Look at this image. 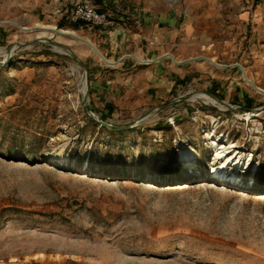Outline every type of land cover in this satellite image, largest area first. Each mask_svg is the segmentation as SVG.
Returning a JSON list of instances; mask_svg holds the SVG:
<instances>
[{
    "label": "rangeland",
    "instance_id": "1",
    "mask_svg": "<svg viewBox=\"0 0 264 264\" xmlns=\"http://www.w3.org/2000/svg\"><path fill=\"white\" fill-rule=\"evenodd\" d=\"M109 1L120 14L161 6L212 18L199 26L208 38L194 55L208 78L162 101L146 95L152 101L144 106L130 94L112 109L94 108L90 67L111 66L68 36L20 28L73 31L110 60L92 26L54 13L53 0L36 11L2 4L0 264H264V93L238 68H216V92L206 60L243 63L264 89L262 38L239 20L228 25L225 10L239 17L262 0ZM196 93L225 108L192 101ZM215 140L243 165L218 174ZM182 152L193 159L184 161Z\"/></svg>",
    "mask_w": 264,
    "mask_h": 264
},
{
    "label": "crops",
    "instance_id": "2",
    "mask_svg": "<svg viewBox=\"0 0 264 264\" xmlns=\"http://www.w3.org/2000/svg\"><path fill=\"white\" fill-rule=\"evenodd\" d=\"M44 1L47 0H0V7L3 4L8 11L16 12L23 8L36 11L38 6L42 7ZM53 2L55 9L53 12L70 20L69 5L63 3V0ZM114 3L116 5V2ZM102 4L101 9L97 8L99 12L107 15V24L89 29L94 31L91 32L92 38L113 65L103 67L96 63L93 65L95 67H90V94L94 108L112 109L114 102L127 100L130 94L138 95L135 101L137 107L144 106L150 100L146 95L150 94L155 102L162 101L178 95L189 85L208 78L201 73L205 67L198 63V58L194 55L201 50L205 39L208 38L199 26L203 21L213 22L212 18L192 16L193 8L182 11L161 6L140 9L131 6L120 14L119 8H109L112 4L109 0H103ZM225 10L228 13V25L239 20L243 25L253 27L254 36L262 38L260 53L263 54L264 0L253 9L245 8L239 13V17L234 12L235 8L227 7ZM124 14L129 16L126 17ZM131 20L134 21L133 24L130 23ZM219 21L220 19H216V23ZM133 25L135 28H132ZM123 52L135 55L128 56L133 61L122 60L119 55ZM207 60L212 61H209L211 67H208V70H211V82L215 84L213 88L217 90L216 92H220L222 87L213 78L216 68L232 70L238 68L247 82V70L243 63L219 66L214 59ZM233 84L235 79L231 86Z\"/></svg>",
    "mask_w": 264,
    "mask_h": 264
},
{
    "label": "bare ground",
    "instance_id": "3",
    "mask_svg": "<svg viewBox=\"0 0 264 264\" xmlns=\"http://www.w3.org/2000/svg\"><path fill=\"white\" fill-rule=\"evenodd\" d=\"M10 24L12 25H16L19 26V23L17 22H10ZM22 30H26V31H33V30H38L39 31V36H46V35H52L53 33H57L61 36H68L71 39H73L76 42L82 43L86 46H88L90 49H92L95 53L96 51L90 46L93 45L88 39H84L82 37H80L77 33L73 32V31H68V30H58L56 29L55 26H51V25H44V24H39L35 27H31V28H23L20 27ZM94 46V45H93ZM62 52V50H60ZM97 54V53H96ZM5 58V57H4ZM106 64L108 65H113V62L108 60V59H102ZM212 62V61H210ZM220 66V65H219ZM246 77V76H245ZM248 79V77H247ZM249 80V79H248ZM251 81V80H249ZM253 83V81H251ZM249 83V82H248ZM251 84V83H250ZM82 90L81 92L86 95L87 91H88V86H87V79L86 77H82ZM254 86V88H258L261 91H264V89L260 88L259 86H257L255 83L251 84ZM199 99H204L206 102L211 103L212 105H219L221 108H225L224 106L220 105L219 102L215 99L212 98L204 93H196L193 96H191V100H199ZM248 115V114H247ZM211 136V134H210ZM214 140V139H213ZM215 143H213V146L215 148V156H216V160H218V162H220L222 164L221 168H219L218 174H225V167L228 168L229 165L234 166L235 168H239L240 166H242L243 164L241 163V159H238L239 154H236L234 151H230L229 149L223 145V142H219L218 140L214 141ZM193 152H182V159L184 161H191V159H193L192 156ZM54 159L51 158L50 159V163H53ZM217 172V171H216ZM264 197V196H263Z\"/></svg>",
    "mask_w": 264,
    "mask_h": 264
},
{
    "label": "built area",
    "instance_id": "4",
    "mask_svg": "<svg viewBox=\"0 0 264 264\" xmlns=\"http://www.w3.org/2000/svg\"><path fill=\"white\" fill-rule=\"evenodd\" d=\"M70 7V20L92 27L104 26L108 22L106 14L99 12L96 0H63Z\"/></svg>",
    "mask_w": 264,
    "mask_h": 264
},
{
    "label": "water",
    "instance_id": "5",
    "mask_svg": "<svg viewBox=\"0 0 264 264\" xmlns=\"http://www.w3.org/2000/svg\"><path fill=\"white\" fill-rule=\"evenodd\" d=\"M90 46L96 51V53L102 58V59H105V57L98 51V49L95 47V46H93V45H91L90 44ZM63 49H65V50H68V48L67 47H63ZM207 60V59H206ZM208 61H210V60H208ZM1 64V63H0ZM247 80V82H249V83H251V84H253L251 81H249L248 79H246ZM255 89L257 90V91H259L260 93H264V91H261V90H259L258 88H256L255 87ZM231 108V107H230ZM98 121V120H97ZM100 122V121H99ZM103 126H106V127H108V128H113L111 125H109V124H107V123H104V122H100ZM128 127H125V128H118L117 130H123V129H127Z\"/></svg>",
    "mask_w": 264,
    "mask_h": 264
},
{
    "label": "trees",
    "instance_id": "6",
    "mask_svg": "<svg viewBox=\"0 0 264 264\" xmlns=\"http://www.w3.org/2000/svg\"><path fill=\"white\" fill-rule=\"evenodd\" d=\"M75 25H77V24H75ZM60 29L61 28H63V24H59V26H58ZM75 27V26H74Z\"/></svg>",
    "mask_w": 264,
    "mask_h": 264
}]
</instances>
